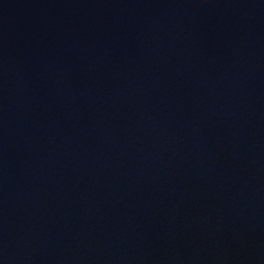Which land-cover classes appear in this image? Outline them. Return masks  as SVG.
I'll return each instance as SVG.
<instances>
[{"label":"water","instance_id":"1","mask_svg":"<svg viewBox=\"0 0 264 264\" xmlns=\"http://www.w3.org/2000/svg\"><path fill=\"white\" fill-rule=\"evenodd\" d=\"M0 264H264V0H0Z\"/></svg>","mask_w":264,"mask_h":264}]
</instances>
